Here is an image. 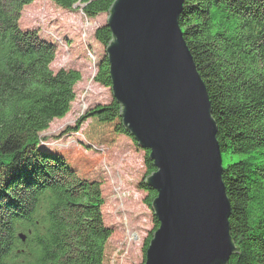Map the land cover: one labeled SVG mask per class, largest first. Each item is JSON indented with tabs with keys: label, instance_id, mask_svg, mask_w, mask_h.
Here are the masks:
<instances>
[{
	"label": "trees",
	"instance_id": "1",
	"mask_svg": "<svg viewBox=\"0 0 264 264\" xmlns=\"http://www.w3.org/2000/svg\"><path fill=\"white\" fill-rule=\"evenodd\" d=\"M70 10L80 3L88 18L109 13L115 0H52ZM32 0H0V258L18 255L19 264H122L124 252L112 242L114 228L104 223L99 168L101 151L80 141L74 151H57L40 133L63 117L81 79L77 69L50 68L56 46L32 28L21 29V9ZM183 38L203 80L217 127L222 180L230 204L228 217L235 252L226 264H264V0H184L178 18ZM106 48L112 34L96 28ZM94 80L111 87L104 53ZM122 107L113 97L85 110V136L111 143L127 136L144 151L143 202L152 209L156 191L146 179L155 168L149 150L124 126ZM107 153L113 165H132L137 152ZM24 232L20 242L17 232Z\"/></svg>",
	"mask_w": 264,
	"mask_h": 264
},
{
	"label": "water",
	"instance_id": "2",
	"mask_svg": "<svg viewBox=\"0 0 264 264\" xmlns=\"http://www.w3.org/2000/svg\"><path fill=\"white\" fill-rule=\"evenodd\" d=\"M184 0H115L105 48L124 126L149 150L158 227L143 264H226L235 252L207 90L178 18Z\"/></svg>",
	"mask_w": 264,
	"mask_h": 264
},
{
	"label": "rangeland",
	"instance_id": "3",
	"mask_svg": "<svg viewBox=\"0 0 264 264\" xmlns=\"http://www.w3.org/2000/svg\"><path fill=\"white\" fill-rule=\"evenodd\" d=\"M107 13L87 18L80 3L70 10L54 4L52 0H32L24 6L19 15L21 29L32 28L40 37L56 36L60 44L56 46L55 56L50 68L56 71L60 67L77 69L81 79L74 85V98L69 111L60 118L53 119L49 127L40 133L48 144L57 151H74L78 143H89L92 149L98 148L103 155L99 168L105 176L102 186L104 203L102 213L104 223L113 227L112 242L118 251L124 252V263L140 264L141 245L152 230L151 212L143 202L145 191L140 187L144 179L145 166L142 163L144 151L133 144L127 136L117 135L109 144L92 143L85 136L89 121L79 120L85 110L96 104H105L112 97L110 87L94 80L97 63L105 53V47L96 39L95 30L106 23ZM52 34V35H51ZM124 143L131 144L137 152L132 165H113L107 153L125 150ZM49 147V146H48Z\"/></svg>",
	"mask_w": 264,
	"mask_h": 264
}]
</instances>
